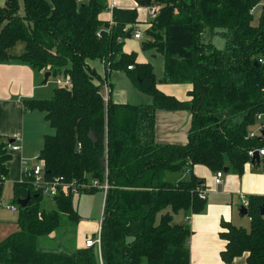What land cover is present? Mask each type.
I'll return each instance as SVG.
<instances>
[{"label":"trees","instance_id":"16d2710c","mask_svg":"<svg viewBox=\"0 0 264 264\" xmlns=\"http://www.w3.org/2000/svg\"><path fill=\"white\" fill-rule=\"evenodd\" d=\"M23 1V8L21 6ZM262 0H160V13L146 33L145 49L164 56L163 83L190 84V101L181 102L158 88L154 68L124 52L130 30L140 24L135 9L114 8L108 31L109 0H6L0 7V63L19 60L51 76L70 75L72 85L54 89L51 99L24 100L27 111H41L55 131L44 137L39 160L46 176L84 182L98 175L109 190L101 223V253L95 248L68 253L45 250L41 239L54 234L63 216L71 226L81 217L73 195L60 194L44 205L45 197L28 179L13 186L18 206L17 229L0 240V264H191L187 217L205 211L199 190L205 182L194 175L203 165L242 176L252 162L249 151L264 147V137L249 138L256 116L264 114V8L257 24L251 9ZM23 9V11H22ZM209 32L225 39L217 48L205 41ZM100 34V36H99ZM18 43L23 52L12 54ZM100 60L110 82L124 73L150 104L108 102L102 95L104 78L92 65ZM129 66H133L129 70ZM159 110H188L192 114L188 142L156 141ZM0 135V199L12 160ZM79 144L81 147L79 148ZM263 159L255 161L259 167ZM188 171L177 183L168 173ZM97 189L83 193H95ZM82 194V193H81ZM31 196L27 207L19 199ZM250 229L223 222L227 242L221 258L226 264L247 254V264H264V196L248 197Z\"/></svg>","mask_w":264,"mask_h":264},{"label":"crops","instance_id":"0c3cea01","mask_svg":"<svg viewBox=\"0 0 264 264\" xmlns=\"http://www.w3.org/2000/svg\"><path fill=\"white\" fill-rule=\"evenodd\" d=\"M138 1L139 0H137V3ZM2 4L4 6V0L3 3H0V7ZM21 6L23 8V1H21ZM109 6L118 8L115 0H109ZM107 13L110 14V12ZM111 17L110 14V17L107 20L110 21ZM140 24L144 25L143 23ZM140 24L136 25L135 28L141 29L142 27H140ZM148 25L141 30L145 32L150 26ZM127 42L129 43V41ZM126 47L124 41V52L127 54L136 53V51H131L135 49H128ZM136 54L138 55V62L148 63L142 61V56H139L138 53ZM46 73L47 72L44 70H36L19 60L0 63V135L3 136L5 141L10 139L14 140L15 142L13 144L18 145L21 148L20 151L10 152L12 160L7 164L9 169V179L6 183L8 182L12 184V190L14 184L22 182L23 170L25 168L31 169L30 162H33L38 158L43 148L44 137L45 135H48L47 133H43V130L47 132L45 126L40 125L43 115L45 119V114L40 111L39 112L43 115L36 114V111H27L24 107V100L48 99L47 96H49V90H47L45 86L47 83L44 81ZM157 88L163 94L173 96L181 102L190 101V97L188 96V92L192 88L190 84H172L163 83V81H161L158 83ZM53 93L54 90L52 96ZM112 97L113 100L119 104L140 105L151 103V99L147 96H136L134 94L132 98H127L126 96H123L121 92L115 94L114 89ZM191 120L192 114L188 110H159L156 114V141L160 144H186L188 142ZM47 124L49 123L47 122ZM25 162L27 163L26 165H24ZM251 165V163L246 164V172L244 171L242 176L230 173L225 176L224 174L221 185H216L215 175L214 180L212 179L211 182L212 192L214 191L215 194L214 198H211L210 200L205 184L207 206L202 213L193 214L189 217H187L184 212L175 215L174 222L176 224H187L192 231L189 239L191 264H226L221 258V252L225 250L227 245V242L221 236V233L225 230L222 224L223 222L234 224V220L236 219L233 210L234 197L235 202H237L238 205L241 196H244V198L247 199L251 195L264 196V174L260 176L257 172L253 173V171H251ZM193 172L196 177L202 179L203 177L205 178L207 170L200 165H196ZM225 172L228 173L229 171H226L225 169ZM167 175L168 174H166V179L173 183L188 178V176H182L170 179L167 178ZM105 198L106 197L103 194L99 203V210L101 207V213H99L101 216L100 218L98 216L99 229L101 228L103 219ZM229 198L231 205L225 201ZM176 216L178 217L176 218ZM95 217L92 218L94 219ZM249 220L251 221L250 218ZM81 222L82 219L79 222L78 227ZM3 232L4 228L0 227V235H3ZM3 236L6 237L7 235ZM88 238H91L90 235L86 236L82 246L77 247L76 245H72V248L74 250L85 248V241ZM247 257L248 255L245 254L242 257L235 259L232 264H247Z\"/></svg>","mask_w":264,"mask_h":264},{"label":"rangeland","instance_id":"374dc122","mask_svg":"<svg viewBox=\"0 0 264 264\" xmlns=\"http://www.w3.org/2000/svg\"><path fill=\"white\" fill-rule=\"evenodd\" d=\"M88 0H83L82 2H87ZM116 6L121 9H135L138 12L139 19L141 23L140 27H146L148 23L150 22L151 18L149 15V6H141L137 3V0H115ZM0 3H3V0H0ZM5 3V0H4ZM264 4V0H262V5ZM132 5V6H130ZM3 7V4L2 6ZM263 7L260 6L255 15H254V22L253 24H257L259 21V18L261 16ZM110 17V14L103 13L102 18L107 20ZM149 26V25H148ZM153 24L148 27V29L152 28ZM141 28V29H142ZM147 29V30H148ZM143 31L144 38L141 41H138L134 39V37L130 39H126V48L128 49H135L131 51H136V53L139 54V56H142V61H146L150 63L153 68L156 75V78L158 80V83H160L163 78L165 77V66H164V56L157 52L155 49H145L144 48V42H147L151 39V37ZM205 41H211L217 48L223 49L225 47V39L222 38L220 35H214L212 36L209 32H207L206 36L204 37ZM129 41V43L127 42ZM24 50V44L18 43L16 48L11 50L12 54H19L23 52ZM93 66H95L97 72L101 74L102 77H104V68L103 64L100 60L94 61L92 63ZM110 82L113 83L114 86V93L118 94V92H121L123 96H126L127 98H132V96L135 94L136 96H141V94L137 91L134 83L127 77L124 73H114L112 78H110ZM47 90H49V96L48 99H51L52 92L55 88H57V84L55 82V77L51 76L45 85ZM45 99V100H48ZM41 112V111H40ZM39 111H36V114H42ZM43 115V114H42ZM40 125L45 126V129H47V132L43 130V133L47 134H54L55 131L50 127L49 124L44 119V115L40 121ZM258 124L256 125V127ZM30 167H34L36 163H39L38 160H34L33 162H30ZM202 168H206L207 173L205 175V178L203 177L202 180L205 181L206 184V190L208 192L209 200L211 198H214L215 192H212V179L214 180V177L216 175V172L212 171L210 168L200 165ZM251 171L253 173H259L260 176L264 174V160L262 161L261 165L259 167H254L251 165ZM223 172L225 176L227 174H234L232 171H229L228 173L225 172V169H223ZM246 172V171H245ZM237 175V174H236ZM182 176H189L188 171H182L179 173H168L167 178L175 179ZM95 190V189H94ZM103 191L98 190L95 193L91 194H85L82 193L78 196L74 197V205L75 209L78 212V214L81 216L82 222L80 223V226H71V224L67 221L66 217L63 216L62 225L61 227L51 236L43 237L41 239V247L45 248L46 250H58L59 246H61L65 252L71 253L74 251L72 248V245L82 246L84 243V240L86 239L87 235H90V237L97 236L99 231V218L101 215V207L99 210V203L103 196ZM213 194V195H212ZM213 196V197H212ZM216 196V195H215ZM12 184L11 183H5L4 185V191L3 195L0 199V227L4 228L3 235H8L12 232H14L17 229V218L18 213L12 212L7 209V206L12 205ZM220 198V196H219ZM229 205H231L230 198L225 200ZM234 201V214H235V220L234 224L236 227L245 228L247 230L250 229L251 221L249 220L248 216H242L240 213V203L235 202V197L233 199ZM44 205L47 207H51V200H48V198L44 199ZM92 214V216H91ZM96 216V217H95ZM99 216V218H98ZM92 217H95L94 219ZM178 216H176L177 218ZM3 235H0V240L4 237ZM43 248V249H44Z\"/></svg>","mask_w":264,"mask_h":264},{"label":"built area","instance_id":"2783aa9c","mask_svg":"<svg viewBox=\"0 0 264 264\" xmlns=\"http://www.w3.org/2000/svg\"><path fill=\"white\" fill-rule=\"evenodd\" d=\"M79 2L83 0H77ZM262 6L264 8V4L262 5V2H260L258 5L253 7L251 9V15H255L257 9ZM149 15H150V22L149 25L151 26L153 22L157 19L159 13H160V6L158 3L153 2L152 4L149 5ZM113 6H109V12L111 14V20L109 21V28L108 31L111 30L112 26L114 25L113 21ZM100 36V34H99ZM132 37L136 40H143L144 34L141 29H135V31L132 34ZM259 63L264 65V58L259 59ZM129 70L133 69V66L128 67ZM105 74V72H104ZM104 81L101 84L102 85V95L103 98L106 102L110 99L111 93H112V88L109 84V81L103 77ZM55 82L59 87H70L72 85V78L70 75H60L55 77ZM258 126L249 132V138H257V137H264L263 131H264V114L260 113L256 116V125ZM81 145L79 144V148ZM9 152H17L20 151V146L15 145V144H9L8 145ZM258 152L260 159H264V147L256 150H251L249 151V156L254 158L255 153ZM39 161V163H36L35 166L31 169L25 168L23 170V179L22 182L25 181V179L32 184L34 189L36 191H39L42 193V195L45 198H48V200H53L56 196L60 194H66V195H73V196H78L84 191L87 190H92V189H97V190H102L105 197L107 195V192L109 190V183L108 180L106 179L103 183H101L98 179L92 178L90 180L84 181V182H78L77 180L73 181H67L65 177L63 176H54V177H47L46 176V170L43 165V163L39 160V156L36 159ZM27 163L25 162L24 165ZM250 164V162L248 163ZM224 176L223 170L217 171L216 172V178H215V183L216 185H221L222 184V179ZM198 195L200 199L202 200H207V192L206 190H199ZM240 205H243L244 207L248 208L249 202L247 198H244V196H241L240 198ZM7 209L18 213V206L17 205H9L7 206ZM189 219V218H187ZM85 247L86 248H95L98 253H101V228L98 231L97 236L88 238L85 241Z\"/></svg>","mask_w":264,"mask_h":264},{"label":"water","instance_id":"95a60500","mask_svg":"<svg viewBox=\"0 0 264 264\" xmlns=\"http://www.w3.org/2000/svg\"><path fill=\"white\" fill-rule=\"evenodd\" d=\"M159 1H160V0H139V1H138V4L141 5V6H149V5L152 4L153 2H155V3H159ZM132 34H133V31L130 30V31L128 32V34H127V38H128V39L132 38ZM50 77H51V73H50V72H47V73L45 74V80H44L45 83H47V81L49 80ZM263 134H264V131H263ZM14 142H15L14 140H11V141H10L11 144H13ZM256 160H257V161H260V160H261L258 152L255 153V156H254V158H253L251 164H254V162H255ZM226 171H228V170L226 169ZM94 178H95V179H98V175H95ZM30 199H31V196L28 195V196H27L26 198H24V199H19V200H18V204L20 205V207L25 208V207H27V205L29 204ZM261 210H262V211H261V214L264 215V205L262 206ZM240 213H241L242 216H247V215H248V209H247L246 207H244L243 205H240Z\"/></svg>","mask_w":264,"mask_h":264}]
</instances>
